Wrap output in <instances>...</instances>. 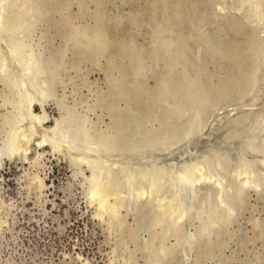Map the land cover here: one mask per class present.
Segmentation results:
<instances>
[{
	"label": "rangeland",
	"instance_id": "rangeland-1",
	"mask_svg": "<svg viewBox=\"0 0 264 264\" xmlns=\"http://www.w3.org/2000/svg\"><path fill=\"white\" fill-rule=\"evenodd\" d=\"M34 1L0 0V264H264V0ZM100 24L106 51L92 39ZM23 75L25 90L46 93L43 126L58 123L61 133L46 142L34 134L27 151L9 157L5 141L23 124ZM175 80H189L187 89L173 93ZM84 146L104 166L117 159L161 180L141 179L146 191H135L132 178L124 182L110 167L92 180L75 153ZM198 155L207 164L201 182L169 177L171 161ZM96 183L113 190L114 211L91 197Z\"/></svg>",
	"mask_w": 264,
	"mask_h": 264
},
{
	"label": "bare ground",
	"instance_id": "bare-ground-1",
	"mask_svg": "<svg viewBox=\"0 0 264 264\" xmlns=\"http://www.w3.org/2000/svg\"><path fill=\"white\" fill-rule=\"evenodd\" d=\"M34 1V0H33ZM40 1V0H39ZM92 1V0H91ZM99 1V0H98ZM162 0H160V2H161ZM165 1V0H164ZM175 1V0H174ZM34 2H37V1H34ZM159 2V3H160ZM163 2V1H162ZM179 2H180V0H179ZM94 3V2H93ZM151 3V2H150ZM154 3V2H153ZM153 3H151V4H153ZM168 3H171V2H168ZM178 3V2H177ZM181 3V2H180ZM187 3V2H186ZM33 4V3H32ZM156 4V9L158 8L157 7V4L158 3H155ZM163 4V3H162ZM161 4V5H162ZM174 4V3H173ZM173 4H172V6H173ZM211 4V3H210ZM18 5V4H17ZM20 5V4H19ZM166 5H170V4H165L164 6L166 7ZM180 6L181 4H175V6ZM212 5V4H211ZM39 6V5H38ZM155 6V5H154ZM178 6V7H179ZM44 7V6H43ZM168 7V6H167ZM166 7V8H167ZM183 7H184V5H183ZM39 8V7H38ZM42 8V7H41ZM170 8V7H169ZM175 8V7H174ZM182 8V6H180V8L177 10V11H180V9ZM185 8V7H184ZM156 9H154V10H156ZM43 11H44V9H42ZM153 10V9H152ZM161 10H163V9H161ZM168 10V9H167ZM172 10H173V7H172ZM175 10V9H174ZM31 11V10H30ZM98 11V10H97ZM101 11V10H100ZM148 11V10H147ZM146 11V12H147ZM175 12V15H178V12ZM149 12V11H148ZM180 12H182V10L180 11ZM179 12V13H180ZM13 13V12H12ZM44 13V12H43ZM161 13V12H160ZM167 13V12H166ZM169 13H170V9H169ZM172 13V12H171ZM182 14H183V12H182ZM185 14H186V12H185ZM148 15H149V13H148ZM162 18L164 17V13L162 12ZM167 14H165V18L164 19H166V18H169V15L168 16H166ZM173 15H174V13H173ZM181 15V14H180ZM5 16V15H4ZM70 16V15H69ZM171 16V15H170ZM182 16V15H181ZM1 17H2V12H1V10H0V19H1ZM9 17H11V16H9ZM23 17V16H22ZM21 17V18H22ZM176 17V16H175ZM176 18H179L180 19V16L179 17H176ZM202 18V17H201ZM11 20H12V17L10 18ZM71 19H73V18H71ZM103 19V18H102ZM170 19V18H169ZM7 20V19H6ZM10 20V21H11ZM14 20V19H13ZM21 20V19H20ZM98 20V19H97ZM184 20V19H183ZM186 20L188 21V19L186 18ZM1 21V20H0ZM7 21H9V20H7ZM99 21H101V20H99ZM98 21V22H99ZM167 21V20H166ZM16 22H17V20H16ZM23 22H25V21H23ZM66 22V21H65ZM176 22H178V21H176ZM200 22V21H199ZM4 23H7L6 21L4 22ZM14 23H15V21H14ZM18 23V22H17ZM21 23H22V21H21ZM71 23V22H70ZM97 23V22H96ZM167 23H169L168 21H167ZM8 24V23H7ZM13 24V23H12ZM11 24V25H12ZM20 24V23H19ZM19 24H14L15 26H19V29H20V27H22L21 25H19ZM65 24V23H64ZM73 24H74V22H73ZM79 24V23H78ZM171 24V23H170ZM5 25V24H4ZM1 26V25H0ZM8 26H10V25H8ZM66 26V25H65ZM69 26H72L71 24L69 25ZM95 26H97V24L95 25ZM103 26L104 25H102L101 26V24H100V27L99 28H97L96 30V32H95V36H93L94 38H92V39H94V41H96L98 44H99V47L103 50L105 47H109V41H107V39H106V37L107 36H105V30H103L102 28H103ZM176 26V25H175ZM180 26V25H179ZM178 26V27H179ZM78 27V26H77ZM105 28H106V26H104ZM10 28H12V26H10ZM82 28V27H81ZM107 28H109V27H107ZM114 28V27H113ZM193 28V27H192ZM0 29H2V27L0 28ZM8 29V28H7ZM164 29V28H163ZM79 30V29H78ZM82 30V29H81ZM81 30H80V32H81ZM167 30H169L168 28H167ZM86 31V30H85ZM258 31V30H257ZM1 32V31H0ZM76 32V31H75ZM88 32V31H87ZM109 32V31H108ZM126 32V31H125ZM168 32V31H167ZM255 32V31H254ZM68 33V32H67ZM77 33V32H76ZM82 33V32H81ZM84 33H86V32H84ZM110 33V32H109ZM197 32L195 31V34H196ZM66 34V33H65ZM114 34V33H113ZM124 34V33H123ZM74 35V34H73ZM73 35H71V37L73 36ZM79 35V34H78ZM81 35V34H80ZM79 35V36H80ZM84 35L82 34V36L80 37V38H82ZM89 36V35H88ZM88 36H85V37H87L88 38ZM159 36V35H158ZM185 36V35H184ZM66 37H69V36H66ZM109 37V36H108ZM160 37V36H159ZM188 37H190V36H188ZM193 37V36H192ZM2 37H0V42H2L1 40H3V39H1ZM73 38V37H72ZM110 38V37H109ZM123 38V37H122ZM181 38V37H180ZM68 39H71V38H68ZM91 39V40H92ZM72 40V39H71ZM19 41V40H18ZM21 41V40H20ZM66 41H67V38H66ZM68 41H70V40H68ZM67 41V42H68ZM75 41V40H74ZM83 41V40H82ZM113 41V40H112ZM118 42V41H117ZM165 42V41H164ZM185 42V41H184ZM19 43V42H18ZM78 43V42H77ZM81 43H84V42H81ZM120 43V42H119ZM181 43H183V42H181ZM187 43V42H186ZM219 43V42H218ZM2 44H3V42H2ZM13 44V43H12ZM97 44V45H98ZM169 43H167V45H168ZM172 44V43H171ZM170 44V45H171ZM1 45V44H0ZM20 44H18V45H14V47L15 46H17V47H20L19 46ZM159 45H162V47H165V44L163 45V44H159ZM261 45V44H260ZM12 46V45H11ZM80 46H83V44L82 45H80ZM105 46V47H104ZM112 46H113V44H112ZM124 46V45H123ZM169 46V45H168ZM13 47V48H14ZM17 47H15V48H17ZM114 47V46H113ZM161 47V48H162ZM182 47V46H181ZM180 47V48H181ZM196 47V46H195ZM126 48V47H125ZM135 48V47H134ZM170 48V46L168 47V49ZM5 49V48H4ZM18 49V48H17ZM100 49V50H101ZM113 49V48H112ZM119 49H120V47H119ZM123 49V48H122ZM198 50H199V48H197ZM202 49V48H201ZM205 49V48H204ZM14 50V49H13ZM94 50V49H93ZM109 50H111V49H109ZM115 50V49H114ZM117 50V49H116ZM128 50V49H127ZM134 50V49H133ZM153 50V49H152ZM166 50V49H165ZM5 52V54H11L12 55V50L8 47V49H7V47H6V49L4 50ZM105 51H106V48H105ZM185 49H184V53H179L180 55L182 54H185ZM191 51V50H190ZM129 52H131V51H129ZM133 52V51H132ZM153 52V51H152ZM155 52V51H154ZM166 52H169L168 50H166ZM179 52V51H178ZM2 53H3V51H2ZM115 53V52H114ZM1 55V54H0ZM112 55V54H111ZM152 56H153V54H151ZM181 55V56H182ZM124 56V55H123ZM133 56V55H132ZM157 56V55H156ZM184 56V55H183ZM201 56V55H200ZM9 57H11V56H9ZM8 56H7V58H8V60L7 61H9V58ZM18 57V56H17ZM220 57H224V56H220ZM240 57V56H239ZM246 56H244V58H245ZM5 58V57H4ZM12 59H13V56L11 57ZM123 58V57H122ZM201 58V57H200ZM225 58V57H224ZM12 59H10V60H12ZM85 59V58H84ZM121 59V58H120ZM129 59V58H128ZM170 59V58H169ZM172 59V58H171ZM1 60V59H0ZM30 60V59H29ZM119 60V59H118ZM123 60V63H124V61H125V59H122ZM121 60V61H122ZM177 60V59H176ZM203 60V59H202ZM244 60V59H243ZM120 61V60H119ZM160 61H161V59H160ZM246 61V60H245ZM18 62V61H17ZM117 62V61H116ZM133 62V61H132ZM173 62V61H172ZM200 62V61H199ZM243 62V61H242ZM8 63V62H7ZM123 63H122V65H123ZM127 63V62H126ZM134 63V62H133ZM191 63V62H190ZM196 63V62H195ZM238 63V62H237ZM255 63H256V61H255ZM111 64H113V63H111ZM129 64H131V63H129ZM199 64V63H198ZM231 64H232V62H231ZM240 64V63H239ZM245 64V63H244ZM117 65H118V63H117ZM116 65V66H117ZM119 65H121V64H119ZM118 65V66H119ZM125 65V64H124ZM234 65V64H233ZM4 66V65H3ZM2 66V67H3ZM8 66V65H7ZM117 66V67H118ZM171 66V65H170ZM234 67V66H233ZM240 67V66H239ZM238 67V68H239ZM252 67H253V65H252ZM123 68V70L125 71V68H127L126 66L124 67H122ZM135 67H133V69H134ZM254 68V67H253ZM12 69H13V67H12ZM15 69V68H14ZM119 69L120 70H122L120 67H119ZM118 69V70H119ZM129 69V68H128ZM230 69V68H229ZM239 69H241V68H239ZM244 69V68H243ZM16 70V69H15ZM22 70V69H21ZM24 70V69H23ZM117 70V71H118ZM122 70V71H123ZM127 70V69H126ZM138 70V69H137ZM136 70V71H137ZM13 71V70H12ZM12 71H10L11 72V74L13 75L14 73L12 72ZM17 71V70H16ZM15 71V72H16ZM135 71V72H136ZM231 71V70H230ZM240 71V70H239ZM31 72V71H30ZM33 72V71H32ZM120 71H118V73H119ZM6 73V72H5ZM34 73V72H33ZM121 73V72H120ZM123 73V72H122ZM130 73H132V72H130ZM232 73V72H231ZM230 73V74H231ZM7 74V73H6ZM41 74V73H40ZM132 74H134V72L132 73ZM182 74V73H181ZM233 74V73H232ZM231 74V75H232ZM260 74V73H259ZM8 75V74H7ZM118 75H120V78H121V74H118ZM128 75H130V74H128ZM127 75V76H128ZM167 75V74H166ZM165 74H164V77L166 76ZM243 75V74H242ZM20 76V75H19ZM24 77L22 78H18L19 80L16 82V83H18L17 84V86H18V88H17V95H18V97H19V103H20V108H21V114L23 115V119L21 120V122L23 121V124H22V126H19V128L18 127H16V128H14L13 130H11L10 131V133H9V137H8V139H6V149H5V151H6V155H8L9 157H11L12 155H14L15 153H18L19 151H27L28 150V143L31 141V139L33 138V135L34 134H37L38 136L39 135H41L40 137H42L41 139H42V142H46V135L48 134V133H53L52 135H50L51 137L50 138H53V135L55 134V132L57 133V135H59L61 132H57V130H60V129H58V123H57V125L55 126V127H52V128H46V127H44L43 126V122H45L47 119H48V116L46 115V113H45V111L43 110V102H44V98H46L45 97V92L43 91V92H41L42 90H40V92L41 93H39V94H32V91H27V90H25L27 87H25V86H28L29 85V83H28V85L26 84L27 82H26V79H25V77H27L26 75H23ZM31 76H33V75H31ZM126 76V77H127ZM137 76V75H136ZM237 75H235V78H237L236 77ZM240 76V75H239ZM258 76V75H257ZM126 77H124L125 79H126ZM132 77V76H131ZM130 77V78H131ZM135 77V76H134ZM134 77H132V78H134ZM182 77H185L184 79H186V76H183L182 75ZM28 78V77H27ZM33 78V77H32ZM129 78V79H130ZM178 78H180V77H178ZM229 78V77H228ZM11 79V78H10ZM16 79V78H15ZM115 79H119L118 77H115ZM122 79V78H121ZM164 79H166V78H164ZM163 79V80H164ZM182 79V78H181ZM225 79V81H226V78H224ZM247 79V78H246ZM13 79H11V81H12ZM180 80V79H179ZM176 81V83H175V81H174V83H173V85H171V87H172V89L174 90L173 91V93H175V94H179V93H181V90L182 89H187V86L189 85V80H184V82L185 83H183L182 81L183 80H181V81ZM263 80V79H262ZM29 81V80H28ZM84 81V80H83ZM119 81V80H118ZM117 81V82H118ZM221 81V80H220ZM124 82H125V80H124ZM127 82V81H126ZM129 82V81H128ZM173 82V81H172ZM172 82H171V84H172ZM221 82H223V81H221ZM230 82V81H229ZM112 83H114V81L112 82ZM202 83V82H201ZM227 83V82H226ZM12 84H15L14 82H12ZM33 84V83H32ZM45 84V83H44ZM128 84V83H127ZM130 84V83H129ZM195 84V83H194ZM194 84H193V86H194ZM206 83H204L203 84V87H205L204 85H205ZM209 85H210V83H208ZM218 84H220V83H218ZM222 84V83H221ZM220 84V85H221ZM123 85V84H122ZM138 85V84H137ZM141 85H143L142 84V82H141ZM148 85V84H147ZM197 85L198 84H196L195 85V88L197 87ZM209 85H207V86H209ZM226 86V84H222V87L223 86ZM241 85V84H240ZM252 85V84H251ZM119 86V85H118ZM118 86H117V88H118ZM190 86H192V83H191V85ZM192 86V87H193ZM201 86V85H200ZM215 86V85H214ZM213 86V87H214ZM219 86V85H218ZM14 87H15V90H16V84L14 85ZM22 88V90H21V88ZM25 87V88H24ZM29 87V86H28ZM126 87H127V85H126ZM128 87H129V85H128ZM132 87V86H131ZM140 87V86H139ZM138 87V88H139ZM142 87V86H141ZM148 87V86H147ZM198 87H199V85H198ZM217 86H215L214 87V89L216 88ZM228 87V86H227ZM234 87V86H233ZM113 88V87H112ZM208 88H210V86L208 87ZM221 88V87H220ZM228 88H231V87H228ZM235 88V87H234ZM236 88H237V85H236ZM37 89V88H36ZM122 89H123V87H122ZM162 89H165V87L164 88H162ZM204 89V88H203ZM202 88H201V91L203 90ZM210 89H212V88H210ZM218 90H219V88H217ZM217 89H215V90H217ZM224 89V88H223ZM233 89V88H232ZM19 90V91H18ZM30 90V89H29ZM116 90V89H115ZM147 90H150V88L149 89H147ZM166 90V89H165ZM197 91L199 90V89H196ZM214 90V91H215ZM229 90V89H228ZM258 90V89H257ZM124 91V90H123ZM126 91H128L127 89H126ZM135 91H137V89L135 90ZM144 91V90H143ZM150 91H152V90H150ZM204 91V90H203ZM202 91V92H203ZM210 90H208L207 92H209ZM213 91V92H214ZM122 92V91H121ZM140 92V91H139ZM144 92H146V91H144ZM163 92H164V90H163ZM168 93H170L171 94V92H168ZM172 93V94H173ZM184 93V92H183ZM204 93V92H203ZM220 93H223V92H220ZM219 93V94H220ZM229 93V92H228ZM114 94V93H113ZM112 94V95H113ZM127 94V93H126ZM125 94V95H126ZM131 94H133V93H131ZM136 94H137V92H136ZM136 94H135V98H136ZM141 94V93H140ZM139 94V95H140ZM143 94V93H142ZM145 94V93H144ZM172 94H171V96H172ZM205 94V93H204ZM208 94V93H207ZM212 94V93H211ZM210 94V95H211ZM218 94V93H217ZM216 94V95H217ZM244 94V93H243ZM250 94V93H249ZM15 95V94H14ZM38 95V96H37ZM189 95V94H188ZM213 95V94H212ZM221 95V94H220ZM116 96V95H115ZM120 96V95H119ZM179 96V95H178ZM218 96V95H217ZM258 96V95H257ZM134 97V96H133ZM137 97H138V95H137ZM208 97V96H207ZM211 97V96H210ZM209 97V98H210ZM215 97V96H214ZM243 97V96H242ZM254 97V96H253ZM16 98V97H15ZM142 98V97H141ZM131 99V98H130ZM139 99V98H138ZM241 99V98H240ZM260 99V98H259ZM140 100V99H139ZM151 100V99H150ZM214 100V99H213ZM141 101V100H140ZM133 102V101H132ZM137 102V101H136ZM33 103H37V104H39L40 105V107H41V111H42V113H34V112H32L31 111V105L33 104ZM139 103V102H138ZM142 103V102H141ZM154 103V102H153ZM13 104V103H12ZM128 104V103H127ZM135 104V103H134ZM250 104V103H249ZM98 105V104H97ZM139 105H140V103H139ZM142 105V104H141ZM247 105V104H246ZM124 106H125V104H124ZM249 106V105H248ZM220 107V106H219ZM186 108V107H185ZM16 109V108H15ZM120 110V109H119ZM252 110V109H251ZM16 111H17V109H16ZM244 111V110H243ZM246 111V110H245ZM244 111V112H245ZM249 111V110H248ZM121 112V111H120ZM135 112V111H134ZM133 111H132V113H134ZM242 112V111H241ZM20 113V112H19ZM136 113V112H135ZM247 113V112H246ZM251 113V112H250ZM20 114V116H22ZM121 114V113H120ZM234 114V113H233ZM132 115V114H131ZM138 115H140V114H138ZM159 115V114H158ZM118 116H121V117H123L124 115H123V113H122V115H118ZM141 116V115H140ZM170 116V115H169ZM167 117V116H166ZM129 118V117H128ZM127 117H126V119H128ZM160 118V117H159ZM168 118H170V117H168ZM211 118H213V117H211ZM256 117H254V119H255ZM111 119H113L112 117H111ZM115 119V118H114ZM132 119V118H131ZM193 119V118H192ZM247 119V118H246ZM4 120V119H3ZM117 120V119H116ZM262 120V119H261ZM130 121V120H129ZM135 121H137V120H135ZM192 121V120H191ZM229 122H232V121H230V120H228ZM243 121H244V119H243ZM128 122V121H127ZM131 122H132V120H131ZM130 122V123H131ZM209 122V121H208ZM262 122V121H261ZM129 123V122H128ZM127 123V124H128ZM246 122H244V124H245ZM132 124V123H131ZM260 124V123H259ZM19 125V124H18ZM111 125V124H110ZM126 125V124H125ZM129 125V124H128ZM171 125H173V124H171ZM218 125V124H217ZM251 125V124H250ZM114 126H116L115 124H114ZM225 126H227V125H225ZM224 126V127H225ZM231 126V125H230ZM126 127V126H125ZM129 127V126H128ZM128 127H126V128H128ZM94 128V127H93ZM122 128H124V126L122 127ZM122 128L120 129V130H122ZM135 128V127H134ZM176 128V127H175ZM190 128V127H189ZM198 128H200L199 126H198ZM204 128V127H203ZM210 128V127H209ZM116 129V128H115ZM168 129V128H167ZM166 129V130H167ZM169 129H171L170 127H169ZM173 129V128H172ZM210 129H212V128H210ZM118 130V129H117ZM200 130H202V129H200ZM249 130V129H248ZM61 131V130H60ZM173 131H174V129H173ZM203 131H205V129H203ZM202 131V132H203ZM73 132V131H72ZM120 132V131H119ZM125 132V131H124ZM188 132H190L189 130H188ZM210 132H212V131H210ZM226 132V131H225ZM105 133V132H104ZM162 133V132H161ZM170 134L172 133V132H169ZM262 133V132H261ZM64 134H66V133H64ZM63 134V135H64ZM106 134V133H105ZM212 134V133H211ZM56 135V134H55ZM62 134H61V136L60 137H64ZM111 135V134H110ZM188 135V134H187ZM208 136L210 135V134H207ZM261 135V134H260ZM259 135V136H260ZM46 136V137H45ZM49 136V135H48ZM104 136V135H103ZM118 136V135H117ZM56 137V136H55ZM70 137H71V135H70ZM160 137V136H159ZM190 137V136H189ZM238 137V136H237ZM244 137V136H243ZM249 137V136H248ZM251 137V136H250ZM255 137V136H254ZM50 138H48V140H50ZM56 138H58V137H56ZM56 138H54V139H56ZM68 137H66L65 138V140L67 139ZM161 139H162V137H160ZM171 138V137H170ZM181 138H183V137H181ZM53 139V140H54ZM47 140V142H49ZM61 140V139H60ZM60 140H58L59 142H60ZM62 140L64 141V138H62ZM61 140V141H62ZM173 140V139H172ZM171 140V141H172ZM190 140H192V139H190ZM201 140V139H200ZM199 140V141H200ZM260 140H261V142H260V146H261V143L264 145V134L263 135H261V137H260ZM58 141H56L57 143H58ZM68 141V140H67ZM75 141V140H74ZM185 141V140H184ZM236 141V140H235ZM255 141V140H254ZM41 142V143H42ZM50 144H53V142H52V140H50ZM66 142V141H65ZM71 142H73V141H71ZM71 142L69 141V143H67V144H71ZM181 142V141H180ZM196 142V141H195ZM57 143H54V146L57 144ZM61 143V142H60ZM205 143V145H207L206 144V142H204ZM251 143H252V141H251ZM44 144V143H43ZM67 144H65L64 143V145H66V147H68V145ZM75 144V143H74ZM77 144V143H76ZM76 144L74 145V146H76ZM62 143L60 144V146H59V143H58V146L61 148V147H65ZM72 145L73 144H71L70 145V149H75V150H77L76 148H80V146L78 145V146H76V147H72ZM82 145V144H81ZM86 145V144H85ZM205 145H203V147L205 146ZM255 145V144H254ZM257 145V144H256ZM262 145V146H263ZM83 146V145H82ZM174 146V145H173ZM180 146V145H179ZM211 146H213V144H211ZM251 146V145H250ZM55 147H57V145L55 146ZM255 147V146H254ZM78 148V149H79ZM85 148H87V147H82L80 150L81 151H85V152H80V154H78L79 153V151L78 152H75V153H77V155H79V157L78 158H81L87 165V168L88 169H90V171H91V176H92V180L93 179H96V180H101V176H102V174L104 173V168H107L108 167V169H109V167H110V170H111V168L112 169H114L113 171H115V172H118V174H119V176H123L124 177V179H125V181L124 182H130L131 180V178H132V184H133V186H134V189H135V191H140V190H142V185H138L139 184V181L141 180V179H146V181H147V183L149 184V185H153L154 183H156V181L159 179H157L156 178V174L154 175V174H152V173H148V171H143V170H140V168H139V170L138 169H133V167H128V165L127 166H125L124 168L123 167H119V163L120 162H118V160L117 159H112V160H109V163L106 165V166H104L103 165V162H102V159H101V157H99V155L98 156H94V155H96V154H94V152H91V151H93V150H91L89 153L87 152V151H89L88 149H85ZM191 148V147H190ZM55 149V148H54ZM54 149H52V150H54ZM57 149H59L58 147H57ZM56 149V150H57ZM82 149H85V150H82ZM97 149H98V147H97ZM189 149V148H188ZM207 149H209V148H207ZM67 150V149H66ZM74 150V151H75ZM180 150V149H179ZM253 150V149H252ZM135 151V150H134ZM138 151V150H137ZM68 152V151H67ZM71 152V151H70ZM103 152V151H102ZM153 152V151H152ZM151 152V153H152ZM200 152V151H199ZM56 153V152H55ZM90 153H92V154H90ZM97 153V152H96ZM104 153V152H103ZM151 153L149 154V156H151ZM169 153V152H168ZM186 153V152H185ZM70 153L68 152V155H69ZM116 154H118V153H116ZM121 154V153H120ZM129 154V153H128ZM153 154V153H152ZM157 154V153H156ZM75 155V154H74ZM101 155V154H100ZM106 155V154H105ZM104 155V156H105ZM160 155H162V154H160ZM168 155V154H167ZM184 155V154H183ZM69 156H71L72 157V155H69ZM155 156V155H154ZM157 156V155H156ZM77 157V156H76ZM198 158L197 159H195L194 160V163H190V164H187V163H185V164H178V163H176V162H173V161H169L170 163L168 164V171H169V177L174 181V182H177V181H181V179H183V182H184V180H188V179H190V182H192V183H194V182H198V181H200L204 176H205V178L207 177V175H205L206 174V165L207 164H205V160L203 161L201 158H200V155H198L197 156ZM220 157V156H219ZM218 157V158H219ZM72 158H74V157H72ZM196 158V157H195ZM208 158H209V156H208ZM218 158H217V160H218ZM244 158V157H243ZM75 159V158H74ZM211 159V158H210ZM240 159H242V158H240ZM240 159H239V161H240ZM76 160V159H75ZM113 160L115 161V160H117V161H115L114 163H113ZM185 160V159H184ZM110 161H112L111 163H110ZM212 161V160H211ZM220 161V160H219ZM218 161V162H219ZM239 161H238V164H239ZM242 161H244V160H242ZM241 161V162H242ZM188 162V161H187ZM193 162V161H192ZM247 162V161H246ZM246 162L244 163V164H246ZM147 163V162H146ZM106 164V163H105ZM249 164V163H248ZM247 164V165H248ZM145 165V164H144ZM243 165V164H242ZM123 166V165H122ZM148 166V165H147ZM151 166V165H150ZM150 166H148V167H150ZM165 166V165H164ZM211 166V165H210ZM251 166V165H250ZM140 167V166H139ZM145 167H146V165H145ZM248 167V166H247ZM136 168V167H135ZM138 168V167H137ZM156 168V167H155ZM241 168V167H240ZM146 169L148 170V169H150L151 170V168H147L146 167ZM145 170V169H144ZM155 170H157V169H155ZM162 170V169H161ZM234 170V169H233ZM109 171V170H108ZM214 171V170H213ZM120 172H121V174H120ZM151 172V171H150ZM163 172V171H162ZM258 172V171H257ZM208 173V172H207ZM228 173V172H227ZM226 173V174H227ZM243 174V173H242ZM248 174H250V173H248ZM121 176V177H122ZM216 177H214V179H215ZM120 179V178H119ZM221 179V178H220ZM226 179V178H225ZM161 179H159V181H160ZM165 180V179H164ZM167 180H168V178H167ZM186 180V181H187ZM228 180V179H227ZM159 181H158V183H159ZM189 181V180H188ZM93 182H95V180L93 181ZM201 182V181H200ZM211 182V181H210ZM217 182V181H216ZM225 182V181H224ZM213 183V182H212ZM101 184V185H100ZM108 184V183H107ZM130 184V183H129ZM172 184V183H171ZM200 184V183H199ZM226 184V183H225ZM229 184V183H228ZM227 184V185H228ZM109 185V184H108ZM128 185V184H127ZM131 185V184H130ZM130 185H128L127 187H129ZM148 185V186H149ZM157 185V184H156ZM132 186V185H131ZM130 186V187H131ZM193 186H195V185H193ZM214 186V185H213ZM224 186H226V185H224ZM203 187V186H202ZM233 188V187H232ZM133 189V188H132ZM203 189V188H202ZM224 189V188H223ZM144 190V189H143ZM142 190V191H143ZM192 190H195L194 188L192 189ZM144 191H146V190H144ZM230 191V190H229ZM90 192V191H89ZM116 192V191H115ZM198 192V191H197ZM91 194H92V196L91 197H97L96 199L99 201L98 203H100L101 204V206H107V208L110 210V211H114V207L116 206H114V204H112V203H110L109 202V199H110V197H111V195L112 194H114V192H113V190L112 189H110L109 187H107L106 185H103L102 183H96V184H94V186H93V188H92V190H91V192H90ZM139 193H141V192H139ZM195 193V192H194ZM121 194V193H120ZM141 194H143V193H141ZM145 194H146V192H145ZM146 196V195H145ZM150 196V195H149ZM148 196V197H149ZM142 197H144V195L142 196ZM158 197V196H157ZM114 198V197H113ZM132 198V197H131ZM139 198V197H138ZM140 198H141V196H140ZM145 198V197H144ZM94 199V198H93ZM151 199V198H150ZM196 199V198H195ZM138 200V199H137ZM140 200V199H139ZM149 200V199H148ZM153 200V199H152ZM219 201H220V199H219ZM171 202H172V200H171ZM170 202V203H171ZM216 202H217V200H216ZM151 203V202H150ZM221 203V202H220ZM222 204V203H221ZM157 206V205H156ZM166 208V207H165ZM169 208H171V206H169ZM167 209V208H166ZM166 209L164 210L165 212H166ZM158 210V209H157ZM206 210V209H205ZM160 211V210H159ZM169 211H171L170 209H169ZM171 212H173V210L171 211ZM177 213H178V211H177ZM170 214H172V213H170ZM215 214V213H214ZM178 215V214H177ZM160 216V215H159ZM173 216V215H172ZM166 217H168V216H166ZM173 218V217H172ZM176 218V217H175ZM181 218V217H180ZM170 219V218H169ZM159 220V219H158ZM161 221V220H160ZM162 221H164L163 219H162ZM168 222V221H167ZM175 222V221H174ZM123 224V223H122ZM175 226H177V225H175ZM208 229V228H207ZM162 231V230H161ZM161 234V233H160ZM196 234V233H195ZM198 234V233H197ZM194 237V236H193ZM207 237V236H206ZM207 246V245H206ZM208 249V248H207ZM211 250V249H210ZM216 252V251H215ZM204 256V255H203ZM209 256V255H208ZM224 261V260H223ZM226 263H227V261H226Z\"/></svg>",
	"mask_w": 264,
	"mask_h": 264
}]
</instances>
